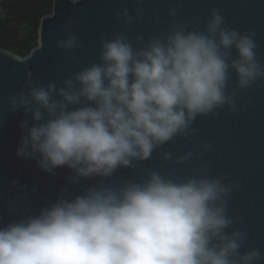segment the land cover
Returning <instances> with one entry per match:
<instances>
[{
    "label": "clouds",
    "instance_id": "clouds-1",
    "mask_svg": "<svg viewBox=\"0 0 264 264\" xmlns=\"http://www.w3.org/2000/svg\"><path fill=\"white\" fill-rule=\"evenodd\" d=\"M142 3L114 14L119 30L100 35L93 62L60 80L29 78L4 98L22 114L16 157L49 175L65 170V183L0 223V264H264L228 211L238 185L205 160L213 145L165 147L197 136L198 117L237 115L244 94L264 87L255 33L216 8L194 27L173 5L162 28L133 35ZM56 47L75 59L82 45L66 32ZM154 154L161 164L140 168Z\"/></svg>",
    "mask_w": 264,
    "mask_h": 264
},
{
    "label": "water",
    "instance_id": "water-1",
    "mask_svg": "<svg viewBox=\"0 0 264 264\" xmlns=\"http://www.w3.org/2000/svg\"><path fill=\"white\" fill-rule=\"evenodd\" d=\"M131 4L132 0H54L52 12L41 19L38 45L30 54L20 58L0 49V223L35 209L65 183V170L49 175L33 161L16 157L22 114L10 113L4 98L29 78L43 83L60 80L93 62L100 35L119 30L114 14ZM173 5L180 8L181 19L194 27L211 9H219L230 27L255 33L257 53L264 60V0H143L145 20L135 26L133 35L147 36L162 28L167 23L165 13ZM154 14L159 15L161 24L148 19ZM66 32L75 34L82 45L72 54L75 59L56 47ZM244 98L250 103L237 115L222 110L215 116L198 117L194 124L199 129L197 136L177 139L165 147L182 154L201 139L213 145L205 160L211 163L214 174L238 185L229 200V214L242 221L240 226L248 232L249 242L264 249V87L250 90ZM160 164L154 154L140 168ZM190 170L182 167L178 171L187 174ZM120 174L131 175L128 170Z\"/></svg>",
    "mask_w": 264,
    "mask_h": 264
},
{
    "label": "trees",
    "instance_id": "trees-1",
    "mask_svg": "<svg viewBox=\"0 0 264 264\" xmlns=\"http://www.w3.org/2000/svg\"><path fill=\"white\" fill-rule=\"evenodd\" d=\"M54 0H0V49L23 58L37 47L41 19Z\"/></svg>",
    "mask_w": 264,
    "mask_h": 264
}]
</instances>
